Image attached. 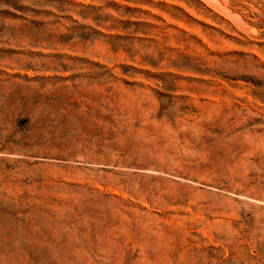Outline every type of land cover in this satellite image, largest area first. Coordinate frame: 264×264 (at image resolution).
Returning a JSON list of instances; mask_svg holds the SVG:
<instances>
[{
	"label": "rangeland",
	"instance_id": "rangeland-1",
	"mask_svg": "<svg viewBox=\"0 0 264 264\" xmlns=\"http://www.w3.org/2000/svg\"><path fill=\"white\" fill-rule=\"evenodd\" d=\"M0 264H264V0H0Z\"/></svg>",
	"mask_w": 264,
	"mask_h": 264
},
{
	"label": "bare ground",
	"instance_id": "bare-ground-1",
	"mask_svg": "<svg viewBox=\"0 0 264 264\" xmlns=\"http://www.w3.org/2000/svg\"><path fill=\"white\" fill-rule=\"evenodd\" d=\"M256 31V30H255ZM255 31H253V32H255Z\"/></svg>",
	"mask_w": 264,
	"mask_h": 264
}]
</instances>
